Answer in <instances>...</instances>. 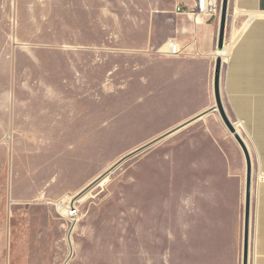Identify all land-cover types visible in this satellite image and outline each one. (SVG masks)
Segmentation results:
<instances>
[{
  "label": "rangeland",
  "instance_id": "1",
  "mask_svg": "<svg viewBox=\"0 0 264 264\" xmlns=\"http://www.w3.org/2000/svg\"><path fill=\"white\" fill-rule=\"evenodd\" d=\"M59 18L54 0H0V264H181L164 141L78 197L166 130L140 71L156 51L76 54ZM254 209L253 192L251 258Z\"/></svg>",
  "mask_w": 264,
  "mask_h": 264
},
{
  "label": "crops",
  "instance_id": "2",
  "mask_svg": "<svg viewBox=\"0 0 264 264\" xmlns=\"http://www.w3.org/2000/svg\"><path fill=\"white\" fill-rule=\"evenodd\" d=\"M210 1L219 13L200 19L192 14L197 0H54V10L69 22L68 48L76 54L156 51L140 71L149 67L151 94L165 96L166 130L153 140L165 135L158 143L165 142L172 181L186 192L181 264H243L248 165L216 108L222 58V104L252 162L250 264H264V0H229L223 51V0ZM170 40L179 53L165 56Z\"/></svg>",
  "mask_w": 264,
  "mask_h": 264
},
{
  "label": "water",
  "instance_id": "3",
  "mask_svg": "<svg viewBox=\"0 0 264 264\" xmlns=\"http://www.w3.org/2000/svg\"><path fill=\"white\" fill-rule=\"evenodd\" d=\"M228 6L229 0H223L222 7H221V27H220V35H219V43L218 48L222 51L225 48V34H226V21L228 16ZM222 58H218L216 62V70H215V80H214V91L216 97V108L219 110L222 119L228 128V130L234 135L240 146L242 147L246 158H247V165H248V177L246 183V204H245V218H244V256H243V264H250V250H251V227H252V204H253V180H252V162L249 155V151L247 145L243 138L239 135L235 125L231 122L229 117L227 116L221 98V72H222ZM165 135L159 137L151 142L146 143L145 145L141 146L140 148L132 151L131 153L125 155L120 160H118L111 168L108 169L103 175L98 177L95 181H93L83 192L78 194L82 196L88 190L92 189L96 185H98L102 180L108 177L113 171H115L121 164H123L128 159L140 154L141 152L147 150L148 148L152 147L159 141L163 140ZM69 242L71 243V235L69 236Z\"/></svg>",
  "mask_w": 264,
  "mask_h": 264
},
{
  "label": "built area",
  "instance_id": "4",
  "mask_svg": "<svg viewBox=\"0 0 264 264\" xmlns=\"http://www.w3.org/2000/svg\"><path fill=\"white\" fill-rule=\"evenodd\" d=\"M180 12H184L182 8L179 7ZM219 6L211 2L210 0H197L196 6L194 7L192 14L200 19L201 17H213L219 13ZM177 45L174 41L170 40L167 44V51L161 54L165 56L178 54L179 51L176 49ZM75 208H70L69 216L73 217L76 214ZM72 215V216H71Z\"/></svg>",
  "mask_w": 264,
  "mask_h": 264
},
{
  "label": "bare ground",
  "instance_id": "5",
  "mask_svg": "<svg viewBox=\"0 0 264 264\" xmlns=\"http://www.w3.org/2000/svg\"><path fill=\"white\" fill-rule=\"evenodd\" d=\"M222 51H223V50H222ZM79 201H80V200H79ZM77 202H78L77 198L74 197V199H73V207H72V209L75 208L74 205H75V203H77ZM70 208H71V207H70ZM70 208H69V209H70Z\"/></svg>",
  "mask_w": 264,
  "mask_h": 264
}]
</instances>
